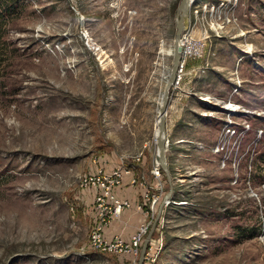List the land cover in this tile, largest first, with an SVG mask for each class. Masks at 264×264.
<instances>
[{
  "label": "rangeland",
  "instance_id": "374dc122",
  "mask_svg": "<svg viewBox=\"0 0 264 264\" xmlns=\"http://www.w3.org/2000/svg\"><path fill=\"white\" fill-rule=\"evenodd\" d=\"M179 1L1 0L0 264H129L90 247L79 177L131 167L126 231L148 233ZM182 33L196 49L169 90L148 264H264V0H193Z\"/></svg>",
  "mask_w": 264,
  "mask_h": 264
},
{
  "label": "built area",
  "instance_id": "2783aa9c",
  "mask_svg": "<svg viewBox=\"0 0 264 264\" xmlns=\"http://www.w3.org/2000/svg\"><path fill=\"white\" fill-rule=\"evenodd\" d=\"M181 40L185 44L195 46L196 49V44H191L193 40L190 34L182 33ZM186 47L187 45L181 49V60L179 59V69L176 72L174 84L178 83L179 71L185 62L186 56L192 53ZM93 162L96 164L94 170L79 177L80 187L93 193L92 208L90 210L92 225L88 235L89 245L98 252L115 254L121 258L128 256L129 264H136L142 239L151 221L147 220L145 224L141 222L137 227V223L133 224L134 226H130L132 229L126 231V224L128 225L130 221L125 218V212L130 210L142 212L143 204L131 197L119 196L117 191L125 187L131 189V186L138 183V178L131 167H116L107 171L97 158H93ZM152 173L159 177V167L156 166ZM157 185L159 186V183ZM146 199L154 208L153 205L158 201L159 195H146ZM152 248L153 243L149 241L142 264L149 263ZM154 260L155 257H152V261Z\"/></svg>",
  "mask_w": 264,
  "mask_h": 264
},
{
  "label": "water",
  "instance_id": "95a60500",
  "mask_svg": "<svg viewBox=\"0 0 264 264\" xmlns=\"http://www.w3.org/2000/svg\"><path fill=\"white\" fill-rule=\"evenodd\" d=\"M193 0H180L177 5L176 15H175V34L173 38V53H172V64L171 69L169 72L168 80L165 83V86L163 88L162 93V99L161 103L158 109V128L157 133L155 136V142H156V162L157 165L164 171V173L167 175V179L170 185V189L168 193L165 195L164 200L160 204V207L158 209V213L156 214L154 221L151 225L150 230L146 234L144 240L141 244L140 253L138 256V260L136 264H142L145 252L147 250L151 234L153 233V230L155 229V226L157 224V221L159 219L162 207L167 200V198L171 195L172 191V182L169 176L168 166L166 162V145H167V135H166V114H167V106H168V100H169V90L174 85L176 72L179 65V59H180V52H181V46H180V40H181V33L184 29V21L185 16L189 12V7Z\"/></svg>",
  "mask_w": 264,
  "mask_h": 264
},
{
  "label": "bare ground",
  "instance_id": "6f19581e",
  "mask_svg": "<svg viewBox=\"0 0 264 264\" xmlns=\"http://www.w3.org/2000/svg\"><path fill=\"white\" fill-rule=\"evenodd\" d=\"M213 25H214V23H213ZM212 28V27H211ZM212 29H214V30H217L218 29V27H216V25H214L213 26V28ZM172 42V41H171ZM164 45V44H163ZM185 45V43H184V41L183 40H180V46H181V49H182V47ZM188 50H190V51H193V49L190 47ZM161 54H167V55H171L172 53H173V45H170V47L169 48H163V47H161ZM181 54H182V51L180 52V56H181ZM181 60V59H180ZM184 67V64L182 65V67H181V69H180V71H179V77H178V82L182 79V68ZM178 69H179V65H178ZM177 69V70H178ZM168 77H169V73L168 74H164L163 76H162V79H163V81H164V86H165V83H166V81L168 80ZM176 78V77H175ZM175 83V82H174ZM163 93V92H162ZM161 99H162V94H161V97L159 98V106H160V103H161ZM157 128H158V116H157V119H156V128H155V136H156V133H157Z\"/></svg>",
  "mask_w": 264,
  "mask_h": 264
},
{
  "label": "trees",
  "instance_id": "16d2710c",
  "mask_svg": "<svg viewBox=\"0 0 264 264\" xmlns=\"http://www.w3.org/2000/svg\"><path fill=\"white\" fill-rule=\"evenodd\" d=\"M1 3H2V2H1V0H0V4H1ZM6 3H7V4H4V5H6V7H4V8H6L5 11H6V13L8 14V13H11V10H12V8H13L14 5H13V3H9V4H8V1H6ZM15 3H16V2H15Z\"/></svg>",
  "mask_w": 264,
  "mask_h": 264
},
{
  "label": "crops",
  "instance_id": "0c3cea01",
  "mask_svg": "<svg viewBox=\"0 0 264 264\" xmlns=\"http://www.w3.org/2000/svg\"><path fill=\"white\" fill-rule=\"evenodd\" d=\"M129 189V188H128Z\"/></svg>",
  "mask_w": 264,
  "mask_h": 264
}]
</instances>
